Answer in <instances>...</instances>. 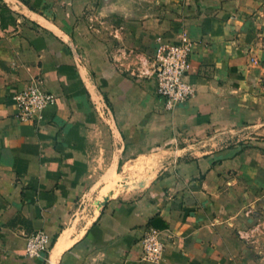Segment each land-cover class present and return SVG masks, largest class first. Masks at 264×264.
<instances>
[{
    "label": "crops",
    "instance_id": "1",
    "mask_svg": "<svg viewBox=\"0 0 264 264\" xmlns=\"http://www.w3.org/2000/svg\"><path fill=\"white\" fill-rule=\"evenodd\" d=\"M263 11L248 0H0V264H241L225 198L232 173L258 172L249 154L210 151L170 177L165 146L243 124L264 141ZM185 42L197 95L168 110L155 54ZM36 79L56 102L22 122L13 97ZM151 227L166 243L157 263L141 257ZM43 230L50 251L27 256Z\"/></svg>",
    "mask_w": 264,
    "mask_h": 264
},
{
    "label": "rangeland",
    "instance_id": "2",
    "mask_svg": "<svg viewBox=\"0 0 264 264\" xmlns=\"http://www.w3.org/2000/svg\"><path fill=\"white\" fill-rule=\"evenodd\" d=\"M248 2L253 6L264 8V0H248ZM245 17L249 18V15L245 14ZM259 19L263 24L264 11L263 14H259ZM165 149L169 152L165 164L170 168L167 170L170 177L177 174L173 167L195 159L196 156L201 157L210 151L220 152L230 149L236 153L249 154L248 161L258 172L232 173L230 175L233 178L232 183L229 185L225 199L233 205L229 216L234 221L232 228L242 243L241 252L236 255L237 262L264 264V168L263 173H259L260 162L261 160L264 162V156L262 157L264 141L259 129L255 125L243 124L229 129L214 130L209 137L203 139L175 134L173 138H169ZM256 162L257 166H255Z\"/></svg>",
    "mask_w": 264,
    "mask_h": 264
},
{
    "label": "built area",
    "instance_id": "3",
    "mask_svg": "<svg viewBox=\"0 0 264 264\" xmlns=\"http://www.w3.org/2000/svg\"><path fill=\"white\" fill-rule=\"evenodd\" d=\"M191 52L188 44H168L160 46L155 54L152 76L156 82V96L166 109L193 99L197 89L190 80ZM22 122L35 123L44 118V112L56 102V97L44 87L40 79L32 80L28 86L13 97ZM141 257L149 263H157L164 254L166 243L162 233L151 227L140 240ZM53 245V237L46 231H39L26 242V255L35 257L46 254Z\"/></svg>",
    "mask_w": 264,
    "mask_h": 264
}]
</instances>
